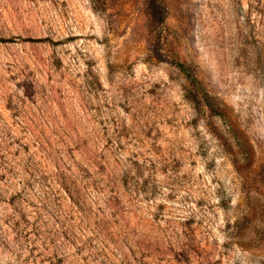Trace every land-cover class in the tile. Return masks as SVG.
<instances>
[{
    "label": "rangeland",
    "instance_id": "rangeland-1",
    "mask_svg": "<svg viewBox=\"0 0 264 264\" xmlns=\"http://www.w3.org/2000/svg\"><path fill=\"white\" fill-rule=\"evenodd\" d=\"M0 264H264V0H0Z\"/></svg>",
    "mask_w": 264,
    "mask_h": 264
}]
</instances>
